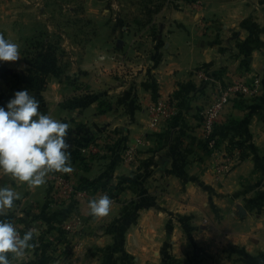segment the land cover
I'll return each instance as SVG.
<instances>
[{
    "label": "crops",
    "instance_id": "obj_1",
    "mask_svg": "<svg viewBox=\"0 0 264 264\" xmlns=\"http://www.w3.org/2000/svg\"><path fill=\"white\" fill-rule=\"evenodd\" d=\"M123 7L89 8L102 14L92 38L49 25L59 71L41 85L23 48L0 62V105L28 90L68 123L73 167L38 187L0 174L19 194L0 219L34 232L35 247L10 264H264V0H160L145 21ZM231 82L250 91L223 110L209 149L199 110ZM159 101L172 115L152 125ZM57 174L110 190L109 215L61 198Z\"/></svg>",
    "mask_w": 264,
    "mask_h": 264
},
{
    "label": "clouds",
    "instance_id": "obj_2",
    "mask_svg": "<svg viewBox=\"0 0 264 264\" xmlns=\"http://www.w3.org/2000/svg\"><path fill=\"white\" fill-rule=\"evenodd\" d=\"M21 57L19 45L0 35V62H15ZM68 123L40 112V101L28 90L16 91L5 105H0V174L38 187L49 173H71ZM19 194L10 187H0V216L14 208ZM112 200L105 194L88 201V215L103 218L111 211ZM34 232L21 234L6 219H0V264H10L9 255H24L35 247Z\"/></svg>",
    "mask_w": 264,
    "mask_h": 264
},
{
    "label": "rangeland",
    "instance_id": "obj_3",
    "mask_svg": "<svg viewBox=\"0 0 264 264\" xmlns=\"http://www.w3.org/2000/svg\"><path fill=\"white\" fill-rule=\"evenodd\" d=\"M23 1L25 2V0H0V35L5 37V32L8 33L7 27L11 39L26 36V43L21 42L20 44L17 41L15 43L19 45V49L23 48L27 57L34 54L37 42L43 40L54 42L57 44V49L61 50L58 39L55 42L54 39L49 38L50 34L55 35L49 31V25L59 32L66 29L70 34L74 33L79 38L94 36L95 21L100 22L102 26V14L98 17V14L89 10V8L97 7L102 9V0H26V5H23ZM119 2L127 7H123L124 17L145 21L147 13L144 8L147 6L156 8L160 0H119ZM128 6H132L134 10L129 9ZM58 36L61 38L60 33Z\"/></svg>",
    "mask_w": 264,
    "mask_h": 264
},
{
    "label": "built area",
    "instance_id": "obj_4",
    "mask_svg": "<svg viewBox=\"0 0 264 264\" xmlns=\"http://www.w3.org/2000/svg\"><path fill=\"white\" fill-rule=\"evenodd\" d=\"M249 91V87L242 82L226 83L224 85L218 86L212 92L210 100L201 107L199 110L200 127L202 130V135L205 139V143L209 149L215 148L217 144V140L215 139L213 132L223 110L232 100L240 95L248 93ZM150 110L153 113L152 125L157 123L160 119H167L172 115L171 106L163 101H159L156 105L152 106ZM90 149L92 151L96 150L94 146H91ZM54 181L56 188L63 199L79 197L86 198L89 201L90 199L99 198L100 196L107 194L112 200V196L109 194L110 190L97 192L92 188L87 189L81 188L79 186L74 187L61 174L55 175ZM14 226L22 236L23 231L17 225Z\"/></svg>",
    "mask_w": 264,
    "mask_h": 264
},
{
    "label": "trees",
    "instance_id": "obj_5",
    "mask_svg": "<svg viewBox=\"0 0 264 264\" xmlns=\"http://www.w3.org/2000/svg\"><path fill=\"white\" fill-rule=\"evenodd\" d=\"M27 72L37 84L41 85L46 76L57 75V55L55 46L47 41L37 42L34 54L26 56ZM40 81V82H39ZM81 188H95V186L80 185Z\"/></svg>",
    "mask_w": 264,
    "mask_h": 264
},
{
    "label": "water",
    "instance_id": "obj_6",
    "mask_svg": "<svg viewBox=\"0 0 264 264\" xmlns=\"http://www.w3.org/2000/svg\"><path fill=\"white\" fill-rule=\"evenodd\" d=\"M2 76V69H0V77Z\"/></svg>",
    "mask_w": 264,
    "mask_h": 264
}]
</instances>
